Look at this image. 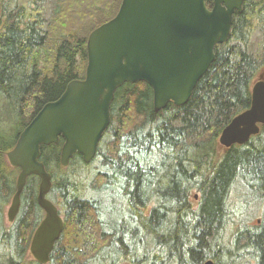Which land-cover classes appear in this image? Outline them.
Returning <instances> with one entry per match:
<instances>
[{"label": "trees", "instance_id": "obj_1", "mask_svg": "<svg viewBox=\"0 0 264 264\" xmlns=\"http://www.w3.org/2000/svg\"><path fill=\"white\" fill-rule=\"evenodd\" d=\"M13 3L0 0V264H40L29 258L44 217L40 178L28 177L20 211L7 226L20 171L7 153L46 103L84 79L88 37L117 14L122 0ZM261 74L264 0H245L229 40L216 45L214 61L185 104L156 111L150 85L128 82L115 93L91 162L75 154L63 166V138L42 145L40 160L52 175L47 198L64 219L47 264H113L118 258L126 264H264V214L250 225L230 205L234 187H246L253 197L240 191L245 203H261L264 213V125L247 143L226 151L219 145L223 129L251 106ZM118 198L125 199L128 227L109 207ZM113 213L117 223L108 221Z\"/></svg>", "mask_w": 264, "mask_h": 264}, {"label": "water", "instance_id": "obj_2", "mask_svg": "<svg viewBox=\"0 0 264 264\" xmlns=\"http://www.w3.org/2000/svg\"><path fill=\"white\" fill-rule=\"evenodd\" d=\"M245 0H122L117 14L94 29L87 41L88 64L84 79L71 81L63 94L46 103L20 133L9 163L20 168L16 192L8 207L14 222L21 195L31 175L40 178L37 201L44 217L36 228L30 252L47 264L64 230L58 207L47 198L52 175L40 160L42 145L64 139L61 163L68 166L75 154L91 162L111 121L117 89L144 81L153 89L156 111L169 103L185 104L215 59V47L229 40L235 13ZM264 125V74L252 87L251 106L223 129V151L242 145ZM205 264H213L207 260Z\"/></svg>", "mask_w": 264, "mask_h": 264}, {"label": "rangeland", "instance_id": "obj_3", "mask_svg": "<svg viewBox=\"0 0 264 264\" xmlns=\"http://www.w3.org/2000/svg\"><path fill=\"white\" fill-rule=\"evenodd\" d=\"M15 3L17 4H25L27 6H29L32 2H34V0H13ZM13 3V4H15ZM99 165V162L95 163V166H98ZM18 173L19 171L17 172V176H18ZM240 191L241 193H243L242 195H244L246 198H252L253 195L252 193L246 188V187H243L242 189L239 190V188H235L234 187V190H232L233 194L232 197H230V205L232 206V210L234 212H236L237 214H241V220L242 222H246L247 224H255L256 222H259L262 220V217H263V208H262V204L260 203V207H259V203L256 204V203H251L250 205L246 204L245 202H247V200H245L244 198L241 197L240 195ZM108 197L104 196V200H108L107 199ZM124 200L123 198H118L116 201L115 200H111L110 204H109V207L111 206H114L115 207V210H114V213H116L115 215H120L119 218V223H123L124 226L123 227H128V223H124L122 222V217H128V214L125 210V204H124ZM241 203V204H240ZM10 205V204H9ZM8 205V207H9ZM8 207L6 209V212H5V223L7 226H10L11 223L9 222L8 220V217H7V211H8ZM114 213L113 215L108 216V221L110 223H117L118 220L116 218H114ZM114 218V219H113ZM131 224V223H130ZM123 241L125 242V245L128 244L130 242V238H125L123 239ZM31 254V252H30ZM110 256H112L111 254L107 256V262L108 260L110 259ZM32 254L31 256H29V258H32ZM116 257V254L115 256ZM113 257V258H114ZM29 258H27L28 260H30ZM113 264H126V262H123V261H120V258L116 259V261L113 263Z\"/></svg>", "mask_w": 264, "mask_h": 264}, {"label": "bare ground", "instance_id": "obj_4", "mask_svg": "<svg viewBox=\"0 0 264 264\" xmlns=\"http://www.w3.org/2000/svg\"><path fill=\"white\" fill-rule=\"evenodd\" d=\"M247 143V142H246ZM239 179V178H238ZM236 181V180H235ZM235 183V182H234ZM242 183H243V181H242ZM241 184V183H240ZM239 185V184H238ZM243 185V184H242ZM253 187H255L254 185H252ZM239 187V186H238ZM243 187V186H242ZM240 188V187H239ZM250 189V188H249ZM257 190V189H256ZM256 190H254V191H256ZM258 191V190H257ZM253 193V192H252ZM256 193V192H255ZM257 193H259V192H257ZM261 195V194H260ZM262 196V195H261ZM256 197V196H255ZM260 197V196H259ZM260 201V200H259ZM262 202V201H261ZM257 203H259V202H257ZM241 204V203H240ZM264 214V213H263ZM206 262V261H205Z\"/></svg>", "mask_w": 264, "mask_h": 264}]
</instances>
